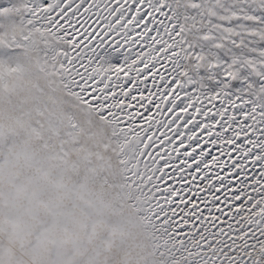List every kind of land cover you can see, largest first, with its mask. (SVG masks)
Masks as SVG:
<instances>
[{"label":"rangeland","instance_id":"obj_1","mask_svg":"<svg viewBox=\"0 0 264 264\" xmlns=\"http://www.w3.org/2000/svg\"><path fill=\"white\" fill-rule=\"evenodd\" d=\"M6 5L0 9V264H219L159 219L144 146L132 127L65 78L53 37L28 14L27 0ZM159 6L171 43L162 39L187 72L219 73L213 65L222 64L225 52L241 67L264 70V0H159ZM242 219L245 229L264 220V199ZM251 256L264 260V243Z\"/></svg>","mask_w":264,"mask_h":264},{"label":"snow or ice","instance_id":"obj_2","mask_svg":"<svg viewBox=\"0 0 264 264\" xmlns=\"http://www.w3.org/2000/svg\"><path fill=\"white\" fill-rule=\"evenodd\" d=\"M27 4L49 29L65 78L140 137L159 219L176 239L196 240L219 264H264L251 256L264 220L242 227L264 199V70L225 52L219 73L187 72L162 39L171 43L159 0Z\"/></svg>","mask_w":264,"mask_h":264},{"label":"bare ground","instance_id":"obj_3","mask_svg":"<svg viewBox=\"0 0 264 264\" xmlns=\"http://www.w3.org/2000/svg\"><path fill=\"white\" fill-rule=\"evenodd\" d=\"M164 224H166V223H164ZM165 226H166V225H165ZM165 226H164V227H165ZM212 261H213V260H212Z\"/></svg>","mask_w":264,"mask_h":264}]
</instances>
